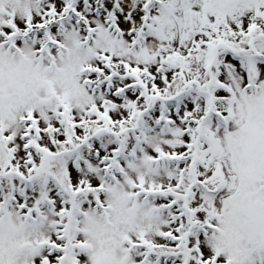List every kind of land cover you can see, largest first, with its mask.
I'll return each mask as SVG.
<instances>
[{
  "label": "snow or ice",
  "instance_id": "snow-or-ice-1",
  "mask_svg": "<svg viewBox=\"0 0 264 264\" xmlns=\"http://www.w3.org/2000/svg\"><path fill=\"white\" fill-rule=\"evenodd\" d=\"M0 264H264V0H0Z\"/></svg>",
  "mask_w": 264,
  "mask_h": 264
}]
</instances>
